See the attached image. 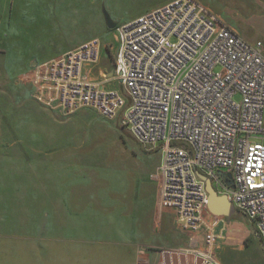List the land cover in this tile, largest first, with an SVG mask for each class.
<instances>
[{
    "label": "built area",
    "instance_id": "built-area-1",
    "mask_svg": "<svg viewBox=\"0 0 264 264\" xmlns=\"http://www.w3.org/2000/svg\"><path fill=\"white\" fill-rule=\"evenodd\" d=\"M117 36L116 80L83 75L85 64L100 59L94 38L37 64L32 97L65 115L93 107L115 119L122 111L138 142H162L159 200L183 229L198 231L208 211L201 172L257 223L264 246L263 42L249 41L196 0L156 7L119 25ZM118 80L130 104L113 86ZM196 253L201 264H220L212 252Z\"/></svg>",
    "mask_w": 264,
    "mask_h": 264
},
{
    "label": "rangeland",
    "instance_id": "rangeland-1",
    "mask_svg": "<svg viewBox=\"0 0 264 264\" xmlns=\"http://www.w3.org/2000/svg\"><path fill=\"white\" fill-rule=\"evenodd\" d=\"M168 1L67 0L66 10H57L55 32L98 38L101 49L97 36L104 39L111 34L113 49L100 57L101 67H113L106 76L113 82L117 27ZM196 1L245 37L264 44V0ZM105 10L118 22L115 29L107 26ZM61 12L67 15L59 17ZM113 86L130 104L124 84L118 80ZM18 93V97L17 91L0 94V129L25 133L20 139L25 143L24 160L0 172V264H122L116 250L122 238L130 225L141 218L148 221L151 213L133 207L135 199L127 197L129 183L139 164L148 169L160 166L162 142L149 146L138 142L130 127L122 124V111L115 119L103 117L93 107L65 115L39 104L27 90ZM143 147L152 150L145 153ZM156 174L158 169L152 176ZM150 182L156 187L155 181ZM76 202H81L80 208ZM221 217L226 225L216 229L223 236L218 238L215 217L205 212L194 253L212 252L220 264H264L257 223L234 208ZM237 219L246 226L236 229L230 220Z\"/></svg>",
    "mask_w": 264,
    "mask_h": 264
},
{
    "label": "crops",
    "instance_id": "crops-1",
    "mask_svg": "<svg viewBox=\"0 0 264 264\" xmlns=\"http://www.w3.org/2000/svg\"><path fill=\"white\" fill-rule=\"evenodd\" d=\"M170 1L172 0L168 2ZM68 4L67 0H0V94L17 91L15 96L18 97V91L24 89L29 91L28 95L31 97L33 90L31 76L38 63L56 58L92 39L87 34L84 37L79 35L73 37L61 31L55 32V26L59 25L56 19L57 10H66ZM66 15L61 12L59 17ZM97 37L103 43L101 55L104 51L111 53L115 44L112 35H105L104 39ZM245 38L252 42L256 41L248 36ZM116 49L117 45L114 50ZM101 61L100 57L96 65L85 64L83 75L90 80H102L112 74L113 67L103 68ZM105 72L107 73L104 74ZM24 137L23 131L0 129V172L7 171L9 165L17 166L19 161L24 160L25 143L24 140H20ZM20 146L22 153H19ZM143 149L145 153L152 150L144 147ZM158 167L148 169L139 164L133 172L127 197L135 199L133 207L136 210L151 213L148 221H142L141 218L130 225L128 235L122 238L116 249L119 251V260L122 264H201L202 257L193 250L199 246L198 231L183 229L177 221L175 211L161 206L159 175L152 176ZM150 181H155L156 187L150 186L154 185ZM120 199L127 200L126 197ZM128 202L131 201H126V204H129ZM76 203L80 208L81 202ZM130 208L133 209L131 206ZM142 217H146V214ZM214 217L216 226L214 231L218 233V238H221L223 237L221 229L226 225V221L224 217ZM230 223L236 229L246 226L238 219L234 222L230 220ZM218 227L221 228L220 232L216 230Z\"/></svg>",
    "mask_w": 264,
    "mask_h": 264
},
{
    "label": "water",
    "instance_id": "water-1",
    "mask_svg": "<svg viewBox=\"0 0 264 264\" xmlns=\"http://www.w3.org/2000/svg\"><path fill=\"white\" fill-rule=\"evenodd\" d=\"M106 24L110 29H115L118 25L108 11H104ZM219 174L224 177L229 185L232 184L230 175L220 170ZM199 178L205 182L206 190L208 192V211L213 216H229L233 211L232 203L226 194H219L215 189L212 180L206 174L198 172ZM260 237V236H259Z\"/></svg>",
    "mask_w": 264,
    "mask_h": 264
},
{
    "label": "flooded vegetation",
    "instance_id": "flooded-vegetation-1",
    "mask_svg": "<svg viewBox=\"0 0 264 264\" xmlns=\"http://www.w3.org/2000/svg\"><path fill=\"white\" fill-rule=\"evenodd\" d=\"M223 171V170H222Z\"/></svg>",
    "mask_w": 264,
    "mask_h": 264
}]
</instances>
